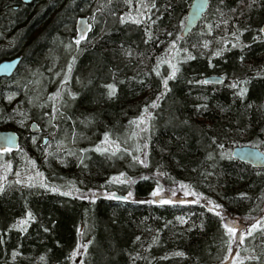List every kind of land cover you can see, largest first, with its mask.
I'll list each match as a JSON object with an SVG mask.
<instances>
[{"label": "trees", "instance_id": "trees-1", "mask_svg": "<svg viewBox=\"0 0 264 264\" xmlns=\"http://www.w3.org/2000/svg\"><path fill=\"white\" fill-rule=\"evenodd\" d=\"M192 1L0 0V62L21 57L0 80V127L21 137L19 151L0 153L4 181L15 179L0 191V264H231L222 218L264 216V168L232 157L236 146L264 150V0H210L182 38ZM167 61L179 71L165 90ZM54 113L57 136L77 133L78 150L44 158L30 125ZM157 186L191 198L153 203ZM239 251L240 264H264V231Z\"/></svg>", "mask_w": 264, "mask_h": 264}, {"label": "rangeland", "instance_id": "rangeland-1", "mask_svg": "<svg viewBox=\"0 0 264 264\" xmlns=\"http://www.w3.org/2000/svg\"><path fill=\"white\" fill-rule=\"evenodd\" d=\"M218 16V22H224L227 20V16L226 15H221V14H217ZM81 31H84L87 29V25L86 23H81ZM40 96V93L39 95ZM41 97V96H40ZM39 100V97L38 99ZM58 127V120H57V114L54 113V115L52 116L51 120L49 121L48 125L44 126L43 129H44V132L46 130H49L51 128H57ZM5 130V129H3ZM77 135L76 134H73L72 136L68 137L69 139H67L66 136L64 137H61V136H57L56 135V132H53L52 135H50V138H49V141L47 142V144L41 146L39 145V143H36V139H34V142L36 144H32L34 147L36 146L37 147V150L38 152H41L44 156V158H49L50 156H53V155H62L63 153H73V152H76L78 150V145L79 144L77 142V137L75 136ZM125 135H128V134H125ZM124 136V135H123ZM122 144L131 152V150L135 151L136 149H138V144H136V142L132 141V139L130 137H122ZM67 140H70V141H67ZM117 141V140H115ZM41 142V141H40ZM83 150L80 149V153L81 155H83ZM86 152V151H85ZM119 156L120 157H123L125 156L127 153L124 152V151H119L118 152ZM128 155V154H127ZM17 156H20L21 158V162H23L25 159H23V155L22 154H18ZM59 159V158H57ZM2 166V165H1ZM40 166V165H39ZM40 168V167H38ZM33 172V171H31ZM30 172V173H31ZM4 173H2V171L0 170V184L3 185V189L4 188H8V187H11L14 185L15 183V179L14 178H11L9 181L5 182L4 180L6 179V176H3ZM81 195H87L86 192L84 191H81L79 192ZM101 193L100 191H95V192H90L88 193L89 195H97ZM173 193H175V195H173ZM110 194H112V192H110ZM189 191H186V189L184 188H181V187H177L175 188L174 190L173 189H163L162 191H158L156 193V195H153L150 197V198H159V200H165V199H168V198H172V197H176L178 199H188V198H191V196L189 195ZM258 218H255L253 219V221L251 220H240V219H236V218H233V219H228L226 223H230L231 226L233 227H236L237 228V233H241V232H247L250 230V225L252 223H255L256 220ZM244 243V240L243 241H235L233 243H231V245H228L229 246V249L231 250H228V256L230 257L229 258V263L233 264V261L234 260H237L239 259L241 261V259H243L244 256L241 255L240 251H239V248H240V245ZM227 256V257H228Z\"/></svg>", "mask_w": 264, "mask_h": 264}, {"label": "water", "instance_id": "water-1", "mask_svg": "<svg viewBox=\"0 0 264 264\" xmlns=\"http://www.w3.org/2000/svg\"><path fill=\"white\" fill-rule=\"evenodd\" d=\"M24 3H31L34 0H22ZM210 5V0H193L187 12L186 22L181 32L182 38L187 36L196 28V26L205 17ZM264 28V23L262 25ZM264 34V33H263ZM21 57L4 59L0 62V80L4 77L12 76L18 68ZM223 77L221 75H209L205 77L206 82L220 83ZM30 130L34 134L42 132V127L37 121H33ZM0 148L10 149L9 151L19 149V135L16 132L4 131L0 129ZM0 153H4L0 151ZM232 157L242 162H246L255 168H264V150L257 146L241 145L232 150ZM115 198H124L125 195L117 192L113 193Z\"/></svg>", "mask_w": 264, "mask_h": 264}, {"label": "snow or ice", "instance_id": "snow-or-ice-1", "mask_svg": "<svg viewBox=\"0 0 264 264\" xmlns=\"http://www.w3.org/2000/svg\"><path fill=\"white\" fill-rule=\"evenodd\" d=\"M224 23H227V21H224ZM259 31L261 33H264V28H261ZM233 35H235V33H233ZM150 38H151V36H150ZM172 43L174 44L175 42L173 41ZM213 55L219 56V55H221V52L219 50H217L216 52L213 53ZM73 59H75V57H73ZM167 62L169 64H171V61H167ZM171 66H172V72L170 74V77H164L163 78V85H164L165 90H167V88H168V80H169V78H174L176 72L179 71V68H178L177 65L171 64ZM71 67H72V65H71V63H69L68 64V70L69 71H71ZM57 75H59V73H57ZM66 79H67V76H65V80ZM61 83L63 84L64 81H61ZM233 86H235V84ZM108 88L110 89L109 95H114V88H115V86L114 85H108ZM245 91H246V89H243L242 88L240 94L243 95ZM58 95H59V90L56 93H53L50 98H55ZM72 95L75 96L76 93H72ZM153 104H155V101H153ZM145 110L147 111V108ZM53 111H55V108L53 109ZM104 135H105V137H108L109 136V134L107 132ZM9 150L10 149H7V148H0V151H3V152L9 151ZM97 150L100 151L101 149L98 147ZM134 159H135V157H134ZM143 162L144 161H142V160L140 161V163H143ZM119 175L120 176H123L124 174L123 173H120ZM45 187H47V185H45ZM52 190L53 191H57L58 189L57 188H52ZM159 190H160L159 189V186H157V189L153 192V195H156V193ZM0 191H3V185L2 184H0ZM68 194H71V193H68ZM173 195H175V193H173ZM200 195L202 196L203 194H200ZM241 195L244 196L246 194H243L242 193ZM130 197H131V193H129L128 197H124V199H128ZM93 198H95V197H93ZM152 202L153 203H164L165 201H163V200H153ZM167 202L168 203H173L174 201L169 200ZM178 202L181 203V204H183V203H188V202H191V203H199L200 201H199V199H196V200H192V201L180 200ZM204 206H205V208H208L209 210H211L214 214H216L218 216L220 215V212L217 211V210L218 209L221 210V211L223 210V206L222 205L215 204L214 202H207V203H205ZM29 219H35V217L32 215V213L30 211L27 213V216L25 217L24 220L21 221V223L22 224H26ZM262 222H264V216L259 217V219H257L255 223H252L250 225V230L249 231H247V232H241V233L238 234L237 233V228L231 226L230 223H224L223 222V218H222V227L226 230L227 237H228V239H227L226 242L231 245V243H233V242H235L237 240L243 241L244 240V237L246 235L247 236H251L252 235V232H254L256 229H261L262 231H264V223H262ZM17 226L18 225H16V224L11 225V227H17ZM24 230H26V228ZM136 239L139 240L140 237H137ZM153 242H155V240H153ZM229 250H231V249H229ZM182 254L183 253H177V255H182ZM16 255H18L17 251L16 250H13V252H12V258L14 259L16 257ZM40 259L43 260L44 257L41 256ZM245 259L261 261V257L260 256H256V255L245 257ZM233 264H240V260L239 259L234 260L233 261Z\"/></svg>", "mask_w": 264, "mask_h": 264}, {"label": "bare ground", "instance_id": "bare-ground-1", "mask_svg": "<svg viewBox=\"0 0 264 264\" xmlns=\"http://www.w3.org/2000/svg\"><path fill=\"white\" fill-rule=\"evenodd\" d=\"M42 127V126H41ZM44 127V126H43ZM42 127V132L41 134H38V135H34V133L30 134V137L29 138V142L30 144H36V143H39V145L43 146L45 144H47V142L49 141V138H50V135H52L53 132H56V128L55 130L52 132V128L49 129V130H46L44 132V129ZM54 129V128H53ZM57 135V134H56ZM34 139H36V143L34 142ZM41 141V142H40Z\"/></svg>", "mask_w": 264, "mask_h": 264}, {"label": "flooded vegetation", "instance_id": "flooded-vegetation-1", "mask_svg": "<svg viewBox=\"0 0 264 264\" xmlns=\"http://www.w3.org/2000/svg\"><path fill=\"white\" fill-rule=\"evenodd\" d=\"M30 132H31V130H30ZM31 134H32V132H31ZM38 134H41V133H38ZM38 134H34V135H38ZM29 137H30V135H29ZM20 149H21V137L19 136V149L17 151H19Z\"/></svg>", "mask_w": 264, "mask_h": 264}]
</instances>
